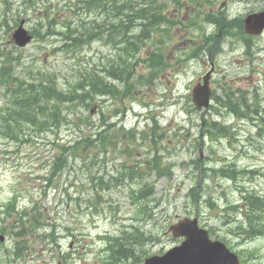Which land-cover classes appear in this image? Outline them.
Returning <instances> with one entry per match:
<instances>
[{
  "label": "rangeland",
  "instance_id": "obj_1",
  "mask_svg": "<svg viewBox=\"0 0 264 264\" xmlns=\"http://www.w3.org/2000/svg\"><path fill=\"white\" fill-rule=\"evenodd\" d=\"M81 1L46 0L38 9L15 3L4 17L6 6L0 0V67L12 60L19 78L0 81V235L5 236L0 256L12 250L14 239L29 238L27 258L16 257L12 264H142L147 255L176 244L167 232L171 225L199 216L216 238L245 254L246 264H264V206L252 208L248 219L241 199L246 192L264 201V50L254 57L243 54L245 47L264 49V39L239 35V19L264 9V0H158L164 7L159 30L154 38L144 34L140 47H161L162 58L149 64L142 53L132 75L120 82L105 71L120 67L123 52L118 55L115 47L122 44L114 38L121 40L123 34L105 29L93 33L108 17H98ZM18 8L24 10L26 28L38 29L36 39L23 49L11 38L12 14ZM68 26L77 43L66 40ZM140 32L138 28L133 35ZM209 48H219L216 95L208 110L198 111L192 90L210 65L195 53ZM239 57L255 60L253 68ZM95 71L105 84L117 86L111 95L91 94V106L62 101L49 117L43 112L38 126L9 122L7 131L8 124L1 123L19 84L38 86L34 79L41 78L66 93L87 85ZM228 105L247 118H237ZM213 122L226 125L225 138L213 140L206 134ZM103 130L114 137L102 134L110 143L107 148L73 149V139L92 135L94 141ZM201 156L214 159L212 164H228L233 180L200 176L191 161ZM59 160L63 169L55 167ZM158 164L169 167L172 178H158ZM143 187L153 191L144 195ZM249 223L254 238L247 234ZM22 225L31 226L32 233L6 237L19 234ZM142 229L148 240L132 244ZM110 238L129 242L139 257L114 261Z\"/></svg>",
  "mask_w": 264,
  "mask_h": 264
},
{
  "label": "trees",
  "instance_id": "obj_2",
  "mask_svg": "<svg viewBox=\"0 0 264 264\" xmlns=\"http://www.w3.org/2000/svg\"><path fill=\"white\" fill-rule=\"evenodd\" d=\"M23 0H16L15 3L21 2ZM43 2V0H25L27 4L36 6V9L39 8L37 5H39L40 2ZM46 1V0H44ZM4 4L8 5V0H3ZM83 5L90 8V11L96 10L97 16L107 15L108 20L102 21L101 23L97 24L95 27L96 31H93V33L99 35L102 31L101 29L108 30L110 32H113L120 35H122L121 40L117 37L114 38V40L117 41L118 44H122V47H124L125 55H130L132 53H135L140 47V44H142L144 38V34L149 32V37L153 34L157 33V29L159 26L158 22L160 21L159 14L162 12L164 7L161 5V3H158V0H86L81 1ZM13 5V4H12ZM12 5L10 8V11L12 10ZM21 8V6L19 5ZM27 7H24V10ZM23 10V13H24ZM21 9L16 10V14L14 15V25H17L20 19H17L18 15L20 14ZM10 14V13H9ZM9 14H4V17H8ZM45 19H48V17H45ZM154 19V20H153ZM157 21V22H156ZM116 22V23H115ZM156 22V23H155ZM102 24H105L103 26ZM38 27L41 28L43 26L42 21H38L37 23ZM49 26V25H47ZM103 26V27H102ZM140 29L139 35L134 36L133 33L136 29ZM37 30H35L34 34H37ZM116 31V32H115ZM72 30H70V27L68 26V31L66 33L67 37L66 40L70 41L71 43H77L78 39L73 36ZM151 34V35H150ZM132 35V36H130ZM139 41L138 42H136ZM90 42V41H89ZM130 67V65L128 64ZM123 71V68L121 69ZM102 88V89H101ZM100 88L99 93L101 94H112L111 89H107V86L105 85L104 89L103 87ZM55 85H40V88H37L33 86L31 91L29 92V95L23 94L21 98H18L15 103L12 102V105L6 108V113L9 117L3 120V123L8 124L9 122H14L16 125H20L21 122L25 121L28 122L34 126H38L40 123H42L44 118V111H48V117L51 113L55 112V108L50 107L46 109V104L50 102H53L56 98H63L66 100H70L69 102L78 101L83 99L85 102H87V99L90 97L89 93H78L77 91H71L67 94L58 93L55 91ZM95 92V91H94ZM76 93L78 95H76ZM52 108V112L50 113L49 109ZM45 111V112H46ZM47 117V119H48ZM48 126V124H47ZM5 129H10V126L7 125ZM207 134V131H206ZM73 149H76L79 145H83L86 143L84 137L80 140L79 138L73 139ZM159 159L162 161V158L159 156ZM222 175H225L226 172L222 170ZM131 178H133L131 176ZM231 178V177H229ZM251 198V197H250ZM256 200H253L250 202L249 207L257 206ZM120 252H123L122 256H125L127 258L128 255L131 253L134 254L133 249H121ZM120 256V255H119Z\"/></svg>",
  "mask_w": 264,
  "mask_h": 264
},
{
  "label": "water",
  "instance_id": "obj_3",
  "mask_svg": "<svg viewBox=\"0 0 264 264\" xmlns=\"http://www.w3.org/2000/svg\"><path fill=\"white\" fill-rule=\"evenodd\" d=\"M260 17H264V14L247 20L249 25L246 27L247 32L257 33L254 28L250 27V21ZM260 21L262 29L264 24L262 19ZM13 40L19 47H25L31 42L32 36L24 28V22L14 32ZM209 96L210 91L204 86L199 85L194 89L193 100L199 109L208 105ZM196 222V219L193 222L185 220L179 226L173 227L174 234L176 236L186 235L187 241L180 249L170 253L161 264H239L237 258L230 255L223 245L211 243L207 233L200 230ZM159 262V259L154 258L146 264H159Z\"/></svg>",
  "mask_w": 264,
  "mask_h": 264
},
{
  "label": "bare ground",
  "instance_id": "obj_4",
  "mask_svg": "<svg viewBox=\"0 0 264 264\" xmlns=\"http://www.w3.org/2000/svg\"><path fill=\"white\" fill-rule=\"evenodd\" d=\"M153 20H154V19H153ZM156 22H157V21H156ZM156 22H155V23H156ZM158 23H159V22H158Z\"/></svg>",
  "mask_w": 264,
  "mask_h": 264
}]
</instances>
